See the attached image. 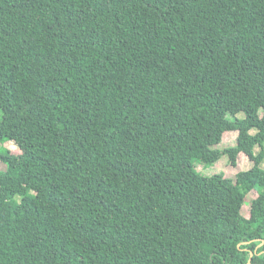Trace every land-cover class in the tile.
<instances>
[{
    "label": "trees",
    "instance_id": "16d2710c",
    "mask_svg": "<svg viewBox=\"0 0 264 264\" xmlns=\"http://www.w3.org/2000/svg\"><path fill=\"white\" fill-rule=\"evenodd\" d=\"M0 113V264H264V0H0Z\"/></svg>",
    "mask_w": 264,
    "mask_h": 264
},
{
    "label": "rangeland",
    "instance_id": "374dc122",
    "mask_svg": "<svg viewBox=\"0 0 264 264\" xmlns=\"http://www.w3.org/2000/svg\"><path fill=\"white\" fill-rule=\"evenodd\" d=\"M243 114L239 115V118H243ZM0 120H1V113H0ZM255 133V131H252ZM238 133L237 132H227L224 134V138L222 142L215 146L216 149L224 150L225 148L233 147L236 145ZM5 148L9 149L10 151L20 154V149L13 143L7 142L3 145ZM261 149L259 147L256 148L255 152L258 153ZM253 161H251L246 155L241 154L238 158V165L233 167L229 165L228 158L222 157L215 165L208 167L207 169L202 168L201 166L198 168L201 172L205 173L206 175H214L218 173H223L229 178H235L236 174L239 171H246L253 167ZM262 168H264V161L262 163ZM258 196L257 191H252L245 200V203L242 208V215L246 218L250 216V209H251V202Z\"/></svg>",
    "mask_w": 264,
    "mask_h": 264
},
{
    "label": "water",
    "instance_id": "95a60500",
    "mask_svg": "<svg viewBox=\"0 0 264 264\" xmlns=\"http://www.w3.org/2000/svg\"><path fill=\"white\" fill-rule=\"evenodd\" d=\"M253 255H254V253L251 254V259H250V262L248 264H251V260L253 258Z\"/></svg>",
    "mask_w": 264,
    "mask_h": 264
}]
</instances>
